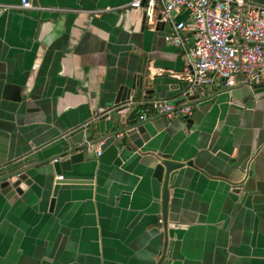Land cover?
Here are the masks:
<instances>
[{
    "label": "crops",
    "instance_id": "1",
    "mask_svg": "<svg viewBox=\"0 0 264 264\" xmlns=\"http://www.w3.org/2000/svg\"><path fill=\"white\" fill-rule=\"evenodd\" d=\"M128 1L30 0L41 9L24 10L0 0V126L11 166H34L22 196L0 193V264H264V84L246 99L220 84L185 97L169 27L149 29L143 11L122 8ZM134 83L111 131L143 125L149 142L128 143L132 153L119 145V164L85 154L62 175L88 182L62 184L50 211L65 133L108 121L119 87ZM148 99H185L192 112L140 121ZM166 162L180 168L158 180Z\"/></svg>",
    "mask_w": 264,
    "mask_h": 264
},
{
    "label": "built area",
    "instance_id": "2",
    "mask_svg": "<svg viewBox=\"0 0 264 264\" xmlns=\"http://www.w3.org/2000/svg\"><path fill=\"white\" fill-rule=\"evenodd\" d=\"M20 3L24 10L41 9L30 0ZM122 8L141 9L153 31L160 25L169 27L164 42L182 53L185 97L202 96L215 84L250 91L264 84V6L248 0H129ZM142 104L146 109L138 116L140 121H146L149 113L172 120L192 112L191 105L167 99ZM99 145H89L85 152L99 157Z\"/></svg>",
    "mask_w": 264,
    "mask_h": 264
},
{
    "label": "water",
    "instance_id": "3",
    "mask_svg": "<svg viewBox=\"0 0 264 264\" xmlns=\"http://www.w3.org/2000/svg\"><path fill=\"white\" fill-rule=\"evenodd\" d=\"M159 27L161 28L162 25H160ZM138 86L139 88H141L140 84H138ZM135 88H136V83H134L130 88L124 86L119 87L113 101L109 104L110 106H118V107H115L114 109H109V113L107 115L109 117L107 119L108 121H105V119H103L102 121L103 124L101 126L98 125L92 126L87 124V125H82L78 128H74L71 131H67L65 133L66 140H65V146L63 147L65 148V151L62 153L60 158L57 159L55 158L52 161L54 173L59 177L61 176L62 179L58 177L59 179H56L54 185L52 186L50 211L53 209L56 197L60 193V188L62 184H65L66 182H71V183L73 182L77 184H84L88 182L84 179L66 181L63 179L62 172L72 171L73 164L84 163L85 154H87V152H85V149L89 145L95 146L100 144L99 145V150L101 152V155L99 156L100 160H104V158L106 159L107 156L111 158V156L117 155V158L119 159L115 161V164H119L121 160L119 156V150H120L119 145L125 151L132 153V148L127 146L128 143L131 144L137 150H139L142 148L144 143L149 142L151 137L147 133L143 125H134V126L131 125L129 127L128 126L124 127L119 131H111L112 128L111 121L114 113L119 114L121 116V122L125 121V115L132 103L126 104L124 106L119 104L129 101L130 96ZM11 89H12L11 85H8L7 91ZM225 90L230 92V96L235 99H246L251 96L253 91V90L250 91L247 87L225 89ZM14 98H16L14 99L15 102L17 103L22 102L19 96L18 97L16 96ZM197 98L198 96L190 97L188 101L193 102ZM185 101H186L185 99H179L173 101V103L176 105H182ZM120 134L122 135L121 139H119L118 137ZM9 135H10L9 132L0 126V193L10 202H13L18 197L24 194V187L26 188L32 186L33 180L28 176L27 171L30 169H34V166L25 165L23 163H18L11 166L12 163H9L11 161H8L7 159L8 156L7 150H8L9 137H10ZM179 168L180 165L174 162H166L163 165L156 164L154 174L158 180H161L164 172L166 177H169L170 173L173 170ZM167 210H168V190L165 186L162 195V219L164 225H166L167 223V216H168Z\"/></svg>",
    "mask_w": 264,
    "mask_h": 264
}]
</instances>
